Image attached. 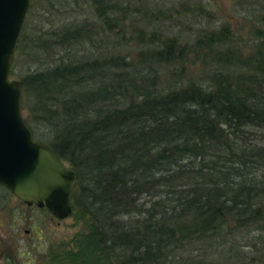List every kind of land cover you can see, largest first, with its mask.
Segmentation results:
<instances>
[{
    "label": "trees",
    "instance_id": "obj_1",
    "mask_svg": "<svg viewBox=\"0 0 264 264\" xmlns=\"http://www.w3.org/2000/svg\"><path fill=\"white\" fill-rule=\"evenodd\" d=\"M236 1L264 19V0ZM80 2L100 19L60 33L42 25L30 54L50 65L21 77L34 138L77 170L74 205L92 217L78 250L56 264H174L198 244L206 255L237 231L264 230V33L247 57L221 25L186 43L151 40L135 62L106 59L87 45L100 40L96 23L120 25L123 4ZM192 51L204 52L208 81L183 72ZM169 67L162 82L158 69ZM35 112L49 131H37Z\"/></svg>",
    "mask_w": 264,
    "mask_h": 264
},
{
    "label": "rangeland",
    "instance_id": "obj_2",
    "mask_svg": "<svg viewBox=\"0 0 264 264\" xmlns=\"http://www.w3.org/2000/svg\"><path fill=\"white\" fill-rule=\"evenodd\" d=\"M80 1L83 0L79 2L64 0L63 3L59 0H35L25 22L28 23L26 38L22 47L16 51L11 78L21 80L28 72L42 70L45 64L50 65V62L47 64L43 61L44 64L32 59L30 54L35 47L34 39L42 25H46L45 29L50 32L56 29L60 33L64 31L66 25L73 22H80L79 24L83 25L90 24L94 18L100 19L97 15L92 18L94 11L98 14L97 5L91 7ZM152 1L160 3L161 6L154 7ZM185 1L111 0L112 3H109L113 6L116 2L118 5L123 4L120 5L122 7L120 25L111 24L109 27V24L104 23V28H101L96 23L97 29L101 32V35L96 36H100V40L97 39L96 43L89 42L87 48L95 51L99 57L112 59L118 55L135 62L141 50L154 46L149 42L151 40L176 36L179 41L186 43V36L194 38L200 32L213 31L224 25L234 40L233 47L239 48L243 57H247L253 50V43L264 33V19L252 16L236 0H201L203 9L199 4ZM156 19H160V24H151V21ZM154 33L155 36H152ZM119 42L122 45L118 46ZM85 52L83 48L78 51L80 55H85ZM66 53L71 54L72 50L61 52ZM203 53L200 51L198 55L192 51L183 72L202 81H208L209 71L202 74L205 67V62L201 58ZM173 69L170 67L158 69L162 82L170 81ZM23 113L24 116L28 115L24 108ZM29 114L36 120L39 133L49 131L43 124L37 122L39 118L36 112ZM7 189L0 186V194L5 198L3 206L0 204V264H22L23 261L30 259H33L31 264H45L48 260H53L56 264L65 261L69 257V252L78 250V243L81 242L82 235L89 232L92 222V217L84 205L75 206L72 200V214L59 218L47 207L40 208L35 205L28 207ZM260 226H264V223L261 222ZM27 229L31 232L27 233ZM201 247L198 244L188 252H178L171 256L177 260L174 264H264V230L260 228L237 231L230 241L210 249L206 255H203Z\"/></svg>",
    "mask_w": 264,
    "mask_h": 264
},
{
    "label": "water",
    "instance_id": "obj_3",
    "mask_svg": "<svg viewBox=\"0 0 264 264\" xmlns=\"http://www.w3.org/2000/svg\"><path fill=\"white\" fill-rule=\"evenodd\" d=\"M35 0H0V184L23 202L46 206L59 218L72 214L77 170L26 122L23 87L11 69L25 22Z\"/></svg>",
    "mask_w": 264,
    "mask_h": 264
},
{
    "label": "flooded vegetation",
    "instance_id": "obj_4",
    "mask_svg": "<svg viewBox=\"0 0 264 264\" xmlns=\"http://www.w3.org/2000/svg\"><path fill=\"white\" fill-rule=\"evenodd\" d=\"M1 185V184H0ZM3 186V185H2ZM4 199L5 198H3V196L0 194V204H1V206H3V202H4ZM23 202V201H22ZM23 203H25V202H23ZM28 207H33L34 205L35 206H37L36 204H32V205H29V204H27V203H25ZM37 207H39V206H37ZM46 206H44V207H40V208H45ZM27 231V233H30L31 231L29 230V229H27L26 230ZM3 254L5 255V253L3 252ZM33 262V259H30L29 261H23V263L22 264H31ZM45 264H54L53 263V260L52 261H50V260H48V261H46V263Z\"/></svg>",
    "mask_w": 264,
    "mask_h": 264
},
{
    "label": "bare ground",
    "instance_id": "obj_5",
    "mask_svg": "<svg viewBox=\"0 0 264 264\" xmlns=\"http://www.w3.org/2000/svg\"><path fill=\"white\" fill-rule=\"evenodd\" d=\"M22 101H23V98H22ZM21 104H22V102H21ZM22 108H23V106H22Z\"/></svg>",
    "mask_w": 264,
    "mask_h": 264
}]
</instances>
